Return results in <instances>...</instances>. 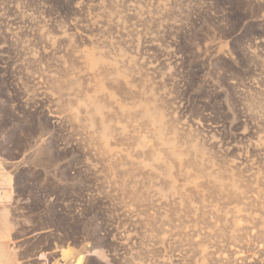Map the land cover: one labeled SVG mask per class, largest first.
<instances>
[{"label":"rangeland","instance_id":"374dc122","mask_svg":"<svg viewBox=\"0 0 264 264\" xmlns=\"http://www.w3.org/2000/svg\"><path fill=\"white\" fill-rule=\"evenodd\" d=\"M189 147L264 192V0H0V264H264Z\"/></svg>","mask_w":264,"mask_h":264},{"label":"bare ground","instance_id":"6f19581e","mask_svg":"<svg viewBox=\"0 0 264 264\" xmlns=\"http://www.w3.org/2000/svg\"><path fill=\"white\" fill-rule=\"evenodd\" d=\"M76 56H78V55H76ZM75 56V57H76ZM83 59V58H82ZM101 63V62H100ZM106 63V62H105ZM85 67H86V65H85ZM98 67V66H97ZM109 67H110V65H109ZM122 67V66H121ZM124 68V67H123ZM99 69V68H98ZM98 69H97V71H98ZM107 69V68H106ZM111 69V68H110ZM124 71H126L125 69H124ZM85 72V71H84ZM100 72V71H99ZM98 72V73H99ZM110 72V71H109ZM86 73V72H85ZM84 73V74H85ZM97 73V72H96ZM95 73V74H96ZM88 74H89V72H88ZM94 74V75H95ZM100 74V73H99ZM104 74H106V73H104ZM113 74V73H112ZM83 75V74H82ZM90 75V74H89ZM115 75V74H114ZM98 76H100V75H98ZM97 76V77H98ZM109 76V75H108ZM120 78H122V77H120ZM102 79V78H101ZM109 79V78H108ZM128 79V78H127ZM102 81V80H101ZM104 81V80H103ZM113 80H111V82H112ZM123 81V80H122ZM97 84V83H96ZM141 95V94H140ZM147 96V95H146ZM152 96V95H151ZM154 97V96H153ZM96 98V97H95ZM81 99V98H80ZM145 99H146V97H145ZM90 100V99H89ZM148 100V99H147ZM153 102V101H152ZM81 103V102H80ZM90 103V105H91V103L93 104V111L94 112H100V110H102L101 109V105L98 103V102H96V101H93L92 99H91V102H89ZM155 103V102H154ZM84 104V103H83ZM85 105V104H84ZM152 106V105H151ZM150 106V107H151ZM142 107V106H141ZM158 107V106H157ZM104 108V107H103ZM159 108V107H158ZM137 109V108H136ZM153 109H154V105H153ZM153 109H151V110H153ZM73 110V109H72ZM121 110H122V108H121ZM150 109H144L143 111H142V116H143V118H145L146 119V121L148 122V123H150L149 125H151V124H157L158 125V127H162L163 125H164V123L165 122H163V120H162V118H161V116L159 115V113L158 112H154V111H151ZM156 110V109H155ZM159 110V109H158ZM87 111V110H86ZM128 111V110H127ZM91 112V111H90ZM163 112V111H162ZM72 113V112H71ZM101 113H102V111H101ZM87 115L89 114L88 112L86 113ZM91 114V113H90ZM94 114V113H93ZM139 114V113H138ZM103 116V115H102ZM77 117V116H76ZM142 118V119H143ZM165 118V117H164ZM163 118V119H164ZM141 119V118H140ZM90 121H92L91 119H90ZM104 121V120H103ZM141 122H143V121H141ZM167 122V121H166ZM91 123V122H90ZM169 124V123H168ZM93 125V124H92ZM166 125V124H165ZM155 126V125H154ZM109 127V126H108ZM107 127V128H108ZM165 127V126H164ZM102 128H103V130H105L106 129V125L105 124H102ZM150 128V127H149ZM109 129V128H108ZM111 129V128H110ZM162 129V128H161ZM165 129V128H164ZM166 129H167V127H166ZM169 129V128H168ZM170 130H172V129H170ZM100 131H101V129H100ZM120 131V130H119ZM148 131H150V130H148ZM164 131V130H163ZM107 132H109V131H107ZM160 132V131H159ZM161 133V132H160ZM165 133H166V131H165ZM175 134H176V132H174ZM173 133V134H174ZM99 134V133H98ZM105 134L106 133H104L103 132V136H105ZM151 134H153V133H151ZM172 134V133H171ZM173 134H172V136H173ZM158 135V134H157ZM170 135V134H169ZM100 136V135H99ZM110 136V135H109ZM108 136V137H109ZM155 136V138H153V139H156V135H154ZM153 136V137H154ZM182 136V135H181ZM166 137H168V136H166ZM179 137V136H178ZM143 138V137H142ZM186 138V137H185ZM165 139V138H164ZM173 139V138H172ZM181 139V138H180ZM157 140V139H156ZM155 140V141H156ZM168 140V139H167ZM166 140V141H167ZM175 140V139H174ZM158 141H159V139H158ZM174 142V141H173ZM141 143H142V141H141ZM170 143V142H169ZM172 143V142H171ZM171 143H170V145H171ZM170 145H169V147H170ZM188 145V144H187ZM145 146V145H144ZM155 146V145H154ZM159 146V145H158ZM164 147V146H163ZM180 147V146H179ZM188 147V146H187ZM191 148H193V147H191ZM161 149H163V148H161ZM167 149V148H166ZM195 149V148H194ZM186 150H188L187 148H186ZM204 150V149H203ZM160 151V150H159ZM167 151H168V149H167ZM189 154H190V156L187 158V160H185V164H184V169L182 168H180L181 169V173H182V175H183V179L184 180H186L187 181V183H188V187H189V191L195 196H197V197H202L203 196V194H202V192H200V189H203L205 192H206V194L207 195H210L211 196V198L213 197V198H215V199H217L218 201L219 200H223V201H227V202H229V203H233V202H235V203H240V202H243V206H258V204L260 205V204H263L264 205V192H261V191H256V190H254V189H252V188H248V187H245L246 189H240L239 187H238V184L237 183H239V182H237V180H236V178H233V177H231V176H229L228 174H226V173H224L222 170H213V169H210V170H208L207 169V167H206V165H204L203 164V161H202V157H201V153L200 152H198V150H193V149H190V147H189ZM205 151V150H204ZM161 152H162V150H161ZM169 152H170V155H174L175 157H179V156H181L180 154H182L181 152H180V154H179V151H177L176 149H173V148H170L169 149ZM154 153V152H153ZM184 154V153H183ZM186 154V153H185ZM151 155V154H150ZM154 155H156V154H154ZM161 156V155H160ZM185 157H186V155H184ZM183 156V157H184ZM188 156V155H187ZM153 157V156H152ZM175 157H174V159H175ZM184 157V158H185ZM201 157V158H200ZM153 158H156L155 156L153 157ZM173 158V157H172ZM181 159H182V157H181ZM186 159V158H185ZM153 160V159H152ZM176 160V159H175ZM158 161V160H157ZM166 161V160H165ZM178 161V160H177ZM163 162V161H162ZM168 162H170L169 160H168ZM204 162H205V160H204ZM161 163V162H160ZM178 163V162H177ZM181 163V162H180ZM157 164H159V163H157ZM167 164V163H166ZM169 164V163H168ZM172 163H170V165H171ZM159 166H160V164H159ZM166 166V165H165ZM124 167V166H123ZM209 167V166H208ZM163 168V167H162ZM171 168V167H170ZM185 168H188V169H185ZM159 169V168H158ZM157 169V170H158ZM164 169V171L163 172H165V173H167L166 171H165V167L163 168ZM172 169V168H171ZM220 169V168H219ZM178 172V171H177ZM229 172V171H228ZM164 174V173H163ZM169 174V173H168ZM236 174V173H235ZM174 175H175V173H174ZM179 175V174H178ZM168 176V175H167ZM240 176V175H239ZM1 177H2V180H3V182H6V177H4V175H1ZM180 177V176H179ZM174 178V177H173ZM166 179V178H165ZM174 179H176V177L174 178ZM168 180V179H167ZM1 181V180H0ZM176 181H177V179H176ZM239 181V180H238ZM241 182V181H240ZM170 183V182H169ZM186 184V183H185ZM249 184V183H248ZM168 186H169V184H168ZM184 188H185V185H182ZM253 186V185H252ZM251 186V187H252ZM176 187V186H175ZM181 187V186H180ZM243 187V188H244ZM157 188V187H156ZM173 188V187H172ZM171 189V188H170ZM177 190V189H176ZM170 192V191H169ZM178 192H180V191H178ZM181 193V192H180ZM179 193V194H180ZM248 193H250V194H248ZM167 194V193H166ZM170 194V193H169ZM173 194V193H172ZM176 195V194H175ZM189 195V194H188ZM10 197V191L9 190H2V191H0V199H7V198H9ZM206 197V196H205ZM208 197V196H207ZM192 198V197H191ZM198 198V199H199ZM211 198H208V199H211ZM185 199V198H184ZM176 201V200H175ZM212 201V200H211ZM199 202V201H198ZM213 202V201H212ZM192 203V202H191ZM235 203H233L234 204V206H237V204H235ZM238 203V204H239ZM194 205V204H193ZM213 205V204H212ZM242 205V204H241ZM192 206V205H191ZM190 206V207H191ZM199 206V205H198ZM2 225L0 226V230H2V232H6L7 230H8V227H9V224H8V222H7V219L5 218V216L3 217V219H2ZM1 251V250H0ZM68 254L69 253H67V255H63V256H68ZM81 258H82V256H77V259L75 258L74 259V262H75V264H80L81 263Z\"/></svg>","mask_w":264,"mask_h":264}]
</instances>
